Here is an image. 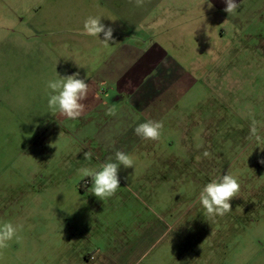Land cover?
<instances>
[{
	"label": "rangeland",
	"instance_id": "obj_1",
	"mask_svg": "<svg viewBox=\"0 0 264 264\" xmlns=\"http://www.w3.org/2000/svg\"><path fill=\"white\" fill-rule=\"evenodd\" d=\"M54 1L57 11L65 13L60 23H83L99 16L105 4ZM194 46L184 49L189 59L196 58ZM230 49L233 59L226 54ZM244 49L228 47L225 39L219 58L204 51L202 58L219 60L217 70L214 62L198 64L206 75L194 63H179L191 74L190 82L160 120L158 141L135 136L141 123L133 120L116 132L110 121L96 120L84 128L88 138H42V167L33 174L19 169L13 156L14 168L0 174V224L23 228L19 242L13 239L0 253V264H45L50 250L96 243L178 248L186 264H264V144L247 139L253 118L264 136V59L254 47ZM91 66L93 71L96 63ZM21 146L15 143L12 154L28 152ZM117 150L129 154L134 166L121 165L120 188L101 201L88 191L91 178L78 170L98 169L109 158L115 162ZM205 150L210 157H203ZM86 151L93 153L91 161L84 160ZM228 172L238 179L239 196L230 201L231 212L209 223L199 192ZM54 257L58 264L71 262L70 256Z\"/></svg>",
	"mask_w": 264,
	"mask_h": 264
},
{
	"label": "crops",
	"instance_id": "obj_2",
	"mask_svg": "<svg viewBox=\"0 0 264 264\" xmlns=\"http://www.w3.org/2000/svg\"><path fill=\"white\" fill-rule=\"evenodd\" d=\"M103 2L101 23L114 29V41L108 45L101 42L103 33L95 39L82 34L84 22L60 23L65 13L57 11L54 0H0V174L14 168L13 156L24 173L37 172L42 167V138H88L84 128L96 120L116 125L113 132L132 120L160 121L190 82L191 74L179 63H194L206 75L198 64L209 61L217 70L219 60L202 58L203 53L219 58L218 47L225 39L228 47H254L264 59V0H236L240 6L231 15L223 10L224 0H209L212 8L205 0ZM188 44L195 45L196 58L185 56ZM57 73H79L89 84L78 119L69 120L48 107L47 84ZM113 105L115 113L126 114L108 118L107 108ZM15 143L28 152L12 154ZM181 251L96 243L50 250L45 264H58L56 255L70 256L71 262L64 264H186Z\"/></svg>",
	"mask_w": 264,
	"mask_h": 264
},
{
	"label": "clouds",
	"instance_id": "obj_3",
	"mask_svg": "<svg viewBox=\"0 0 264 264\" xmlns=\"http://www.w3.org/2000/svg\"><path fill=\"white\" fill-rule=\"evenodd\" d=\"M206 2L209 8L213 7L209 0H205L204 3ZM136 3L139 5L142 0H136ZM224 3L226 7L223 10L228 15L235 14L240 6L236 0H224ZM113 32V28L106 27L101 23V17L89 16L84 21L82 34L99 38V35L103 33L104 39L101 42L108 45L110 41H114ZM57 75V79L51 80L47 84V88L50 89L48 107L53 113H59L69 120L78 119L85 109L83 101L88 98L89 84L85 82V79L79 78V73L63 77L58 73ZM96 96L99 97L100 93L97 92ZM105 104H107V101H105ZM106 115H115L114 105L107 108ZM162 128V122L149 119L139 124L134 129V132L143 140L158 141L161 137ZM247 139L254 140L258 144H264V136L258 133V122L254 118L251 121ZM202 155L204 158H208L211 153L205 150ZM83 157L84 160L91 161L93 153L86 151L83 153ZM260 163L264 164V159L260 160ZM121 165L126 169L133 168L134 160L129 154L117 150L115 152V162H112V158H109L98 169L86 166L78 171L82 177L91 178V188L88 191L99 200L104 201L112 198L120 188L118 172ZM239 192L240 184L238 179L229 172L204 185L199 192L198 202L205 210L206 221L209 223L213 222L217 217H223L231 212L230 201L238 197ZM22 228L23 225H14L11 222L0 224V253L9 247V242L13 239L19 242L18 232Z\"/></svg>",
	"mask_w": 264,
	"mask_h": 264
}]
</instances>
